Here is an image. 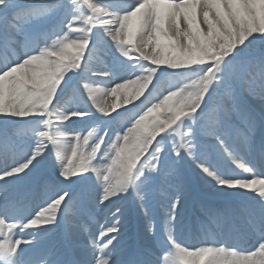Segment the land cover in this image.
I'll return each mask as SVG.
<instances>
[{"label": "snow or ice", "instance_id": "obj_1", "mask_svg": "<svg viewBox=\"0 0 264 264\" xmlns=\"http://www.w3.org/2000/svg\"><path fill=\"white\" fill-rule=\"evenodd\" d=\"M0 117V264H264V0H0Z\"/></svg>", "mask_w": 264, "mask_h": 264}, {"label": "bare ground", "instance_id": "obj_2", "mask_svg": "<svg viewBox=\"0 0 264 264\" xmlns=\"http://www.w3.org/2000/svg\"><path fill=\"white\" fill-rule=\"evenodd\" d=\"M106 60H107V62L109 63V67H110V69L112 70L113 76H117V77L120 76V75L122 74V72H123L122 67H120V66L117 64V62H116L115 60H113V58H112L111 56H109V58L106 57ZM92 66H93V68L96 69V70H99V69L102 68V65H100L99 60H98L97 57H93V59H92ZM82 75H83L82 72H76L75 76H76L77 79L72 83V85H71L72 88H73L74 86H78L79 81H80V78L82 77ZM94 79L97 80V82L100 84V85H98V87H101V88H103L104 85L108 83V80L105 79V78H94ZM72 88H71V89H72ZM71 89H70V91H71ZM123 91H126V90H123ZM109 99H112V98H109ZM128 106H131V105H128ZM85 119H87V118H85ZM2 120H3V118L0 117V121H2ZM22 123H23V122H22ZM69 125L72 126V122H71V121L69 122ZM71 134H73V133L70 132L69 135H71ZM61 139H62V138H61ZM52 162H53V161H50V164H51ZM97 167H105V166H103V165H97ZM78 188H79V186H77V187L75 188L74 191L78 190ZM134 211H135V210H134ZM40 235L43 236L44 233L41 232Z\"/></svg>", "mask_w": 264, "mask_h": 264}, {"label": "rangeland", "instance_id": "obj_3", "mask_svg": "<svg viewBox=\"0 0 264 264\" xmlns=\"http://www.w3.org/2000/svg\"><path fill=\"white\" fill-rule=\"evenodd\" d=\"M93 2H95V0H93ZM75 74H76V72L75 73H70L69 74L70 79H66V81H65V83L67 85L66 91H70V89L72 88V86H71L72 83L77 79ZM188 83L191 84V81H188ZM9 119H11V118H9ZM3 120H4V118H3ZM76 127L79 128L80 126H76ZM75 186H79V185H77V184L71 185L73 191H74Z\"/></svg>", "mask_w": 264, "mask_h": 264}]
</instances>
